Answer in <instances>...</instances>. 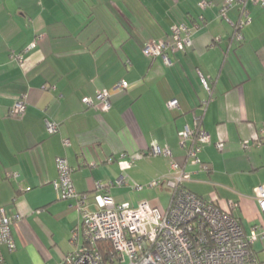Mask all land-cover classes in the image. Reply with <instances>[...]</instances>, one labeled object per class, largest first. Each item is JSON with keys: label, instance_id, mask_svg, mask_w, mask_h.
<instances>
[{"label": "crops", "instance_id": "obj_1", "mask_svg": "<svg viewBox=\"0 0 264 264\" xmlns=\"http://www.w3.org/2000/svg\"><path fill=\"white\" fill-rule=\"evenodd\" d=\"M209 1L203 9L200 0H0V206L21 215L12 225L17 249L2 246L6 264H59L73 250L70 237L81 218L53 185L60 156L91 210L100 181L117 204L146 199L165 211L170 189L133 186L169 170L170 158L145 155L153 141L185 159L178 134L194 126V114L211 137L199 154L210 170L189 165L186 186L224 209L238 202L234 213L246 234L259 222L254 192L264 183V141L255 143L264 127V6L247 3L251 22L239 41L232 22L242 6L228 10L229 22L220 16L226 0ZM180 23L190 27L193 44L171 53L170 66L144 54L147 41L168 39ZM122 80L129 86L120 92ZM102 89L112 93L109 111L83 100ZM24 97L26 112L12 115ZM174 98L179 108L171 109ZM47 119L60 124L59 132L47 131ZM247 139L254 144L248 151ZM133 156L136 163L122 168ZM253 248L264 254L262 241Z\"/></svg>", "mask_w": 264, "mask_h": 264}, {"label": "built area", "instance_id": "obj_2", "mask_svg": "<svg viewBox=\"0 0 264 264\" xmlns=\"http://www.w3.org/2000/svg\"><path fill=\"white\" fill-rule=\"evenodd\" d=\"M248 2L264 6V0H226L221 8L220 16L231 22L228 10L235 3L242 6L240 19L232 22L235 38L239 41L244 40L241 30L251 22ZM199 5L205 9L211 5V1L200 0ZM191 33L187 24H175L168 39L147 41L143 52L150 58H162L170 66L171 53L186 52L192 46ZM36 44L35 41L33 46ZM12 58L22 61L24 56L13 54ZM202 82L211 93L208 80L202 77ZM128 86L129 83L122 80L117 89L123 92ZM111 98V91L102 89L95 97H85L83 100L88 107L99 105L103 111H109L112 108ZM168 107L179 108L178 100L171 99ZM26 108L24 97L14 104L10 113L22 116ZM201 122L202 117L194 114V126L187 124L179 131V145L186 152L183 161L173 157L169 146H161L156 141L147 148V156L170 158L169 170L167 174L145 185L135 184L133 188L143 190L166 186L171 190V200L165 211L146 199L137 205L129 202L117 204L110 196L108 187L100 181L96 183L98 193L94 195L97 209L91 210L88 205L89 195L79 192L74 185L73 169L67 158H57L59 175L53 185L62 198L74 201L81 218L70 237L74 248L59 264H259L253 245L257 241L264 242V183L254 192L260 214L259 222L252 226L249 234L245 233L241 219L234 213L238 202L230 200L229 208L224 209L217 202L186 186L193 176V171L188 169L189 165L204 171L210 170L199 155L203 145L211 141L210 134L201 128ZM46 128L50 134H55L59 132L60 124L47 119ZM261 133L262 138L258 139L256 146L263 144L264 127ZM63 144L69 146L70 140L64 139ZM253 145L251 140L242 141L244 150H250ZM216 146L223 150L224 143L218 142ZM136 160V157H131L123 162L122 168H130ZM109 161H113V158H109ZM123 183V180L118 181L119 185ZM20 219V214L12 215L5 206H0V264H6L2 246H7L10 251L17 249L12 225ZM106 243L110 245L108 248Z\"/></svg>", "mask_w": 264, "mask_h": 264}, {"label": "rangeland", "instance_id": "obj_3", "mask_svg": "<svg viewBox=\"0 0 264 264\" xmlns=\"http://www.w3.org/2000/svg\"><path fill=\"white\" fill-rule=\"evenodd\" d=\"M215 199H218V198H214V200ZM221 199V198H220ZM261 242H258V243H256L255 245H256V247H259V244H260ZM264 243V242H263ZM259 254L260 255H258L259 256V259H260V261L262 262V264H264V254H263V252L262 251H260L259 252Z\"/></svg>", "mask_w": 264, "mask_h": 264}, {"label": "trees", "instance_id": "obj_4", "mask_svg": "<svg viewBox=\"0 0 264 264\" xmlns=\"http://www.w3.org/2000/svg\"><path fill=\"white\" fill-rule=\"evenodd\" d=\"M105 246L108 248L110 245L108 243H106ZM257 257H258V255H257ZM259 264H262V262L260 261V259H259Z\"/></svg>", "mask_w": 264, "mask_h": 264}]
</instances>
